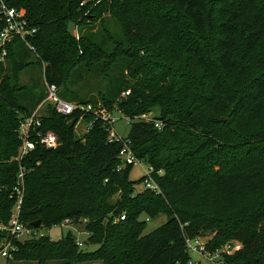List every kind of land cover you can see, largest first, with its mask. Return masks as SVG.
<instances>
[{
	"label": "trees",
	"instance_id": "16d2710c",
	"mask_svg": "<svg viewBox=\"0 0 264 264\" xmlns=\"http://www.w3.org/2000/svg\"><path fill=\"white\" fill-rule=\"evenodd\" d=\"M82 1L9 0L26 10L37 31L29 38L35 52L15 37L0 60V226L10 222L22 164L29 171L21 221L35 227L41 219L36 228L50 229L67 218L86 220V241L99 246L81 250L71 231L57 241L15 239L13 259L188 264L187 238L210 231V250L232 240L242 244L224 264H264V0ZM111 19L119 34L110 30ZM31 54L46 80L61 88L78 65L96 67L108 88L89 101L94 106L101 102L130 117L158 111L161 129L136 120L127 138L154 168L160 192L136 191L134 165L117 170L123 144L108 141L102 119L78 136L82 115L52 106L39 130L54 131L61 144L54 149L38 142L24 160L14 159L21 121L45 99L38 85L28 90L20 79ZM245 193L252 203L241 206ZM160 214L167 221L144 235L148 220ZM4 236L0 230V242Z\"/></svg>",
	"mask_w": 264,
	"mask_h": 264
},
{
	"label": "built area",
	"instance_id": "2783aa9c",
	"mask_svg": "<svg viewBox=\"0 0 264 264\" xmlns=\"http://www.w3.org/2000/svg\"><path fill=\"white\" fill-rule=\"evenodd\" d=\"M90 0H83L81 6L87 4ZM99 0L96 1V3ZM0 18L4 23V27L0 30V47L3 48L2 57L0 60H4L7 54V45L15 38L20 37L26 44V46L35 52V47L30 43L29 38L37 31L36 28L31 27L28 19L27 13L24 8H17L9 4V0H0ZM75 35L79 39V28L75 25ZM46 85V101L52 105V107L60 114L71 115L76 112L82 116L75 122L76 133L78 136H84L92 127V124L97 119H102L108 128L109 135L108 141H120L122 142V148L119 152L120 164L117 167L118 171L125 170L130 165L142 164L143 160L139 159L131 149V141L127 137L120 136L115 127L114 123L116 117L114 115L115 111L121 110L117 107L114 110L107 109L103 103H98L94 106L90 102H74L72 100L64 99L60 96L61 87L55 83H50L45 80ZM130 94V90L123 92L122 96L126 97ZM92 114L94 119L91 121H86L84 119L85 114ZM126 116V115H125ZM136 120H145L148 122H154L156 127L162 128L163 122L156 119L152 113L143 114L141 116L130 117L126 116L127 123H131ZM82 121H86L82 132L78 131V126ZM42 124V117L37 115V112H33L31 115L25 116L21 121L19 128V136L22 144L19 148L18 155L14 158L15 160L21 162L24 160L36 147L37 143L43 144L46 148H57L61 142L58 135L54 131L41 132L39 127ZM27 168L20 164L19 173L17 175V182L13 189V194L15 198V205L12 209V216L8 224H3L0 226V230L5 233L2 241L0 242V259H9L13 257L14 251L17 250L14 240H27L32 238H37L44 235L40 229L36 227H30L26 225L20 219L21 206L24 199L25 193V174L28 172ZM161 173V172H160ZM154 168L147 164L144 167V185L150 189H154L156 192H160V188L154 179ZM125 218V215L120 217L121 220ZM70 223H74L72 218H67L60 224L61 227L67 226ZM209 237L200 236L195 238H187V250L191 256V252H196L200 254L204 259L212 262L213 264H224V258L226 255H231L235 253L242 247L241 242L232 240L221 247L210 250L207 247ZM79 245H83V242L77 241ZM179 264V263H177ZM188 264H198L191 256L188 260Z\"/></svg>",
	"mask_w": 264,
	"mask_h": 264
},
{
	"label": "rangeland",
	"instance_id": "374dc122",
	"mask_svg": "<svg viewBox=\"0 0 264 264\" xmlns=\"http://www.w3.org/2000/svg\"><path fill=\"white\" fill-rule=\"evenodd\" d=\"M75 25L72 24L70 26V29L75 34ZM109 28L112 32L119 34L120 33V27L118 25L117 20H110L109 22ZM98 29V26L95 28V30ZM30 60L33 62L26 70H24L21 73V81L24 84H27L28 90L31 89L33 83L35 85L39 86V89H37V94L44 92L45 99L41 108V111L37 113L38 116H45L47 113V109L49 106H52L46 101V85H44V73L42 71V67L37 62V58L31 54ZM118 70V66L114 67L113 74ZM108 86V78L105 77L101 72L97 70L96 67L91 68L90 70L86 69L85 67H81V65H78L75 67V69L70 74L67 82L63 87L61 88L60 96L67 100H72L74 102H91V100L99 99L100 93H103L107 91ZM29 108L31 107L30 104H26ZM153 116H156L158 113L157 110L154 112H151ZM114 115L116 117V121L114 123V127L117 131V133L122 137H127L129 135L132 122L127 123L126 116L120 112L115 111ZM134 122V121H133ZM86 121H82L78 126V131L82 132L83 128L85 126ZM147 166V163L144 161L142 164H136L133 166L131 172H130V179L133 181H136V191H142L145 189H150L148 187H145L143 182H139V180L144 176V167ZM154 190V189H151ZM155 191V190H154ZM250 196L245 193V195L242 196V198L238 199V202L240 205L248 204L250 201ZM252 203V201H250ZM144 218V216H142ZM86 220L82 221V223H70L67 226L61 227L60 225L53 226L50 229L42 228L40 231L46 235L50 236L51 240L57 241L64 237L69 231H71L75 236L77 237V241L83 242V245L80 246L81 250L85 251H94L98 248V244H91L87 243V239L89 237L88 231L84 228V222ZM167 221V216L165 214H160L157 218L148 220L147 227L144 230V235L152 232L156 228H158L160 225L165 223ZM203 235L212 237V233L210 231H207ZM191 256L198 264H213L212 262L204 259L200 254L196 252H191ZM63 261L61 259H46L43 261H39L38 259H30V260H14L13 257L8 259H0V264H61ZM102 262L100 260L98 261H91V262H84L80 264H101Z\"/></svg>",
	"mask_w": 264,
	"mask_h": 264
},
{
	"label": "crops",
	"instance_id": "0c3cea01",
	"mask_svg": "<svg viewBox=\"0 0 264 264\" xmlns=\"http://www.w3.org/2000/svg\"><path fill=\"white\" fill-rule=\"evenodd\" d=\"M26 70V69H25ZM42 71H43V73H44V70H43V68H42ZM23 72V71H22ZM20 79H21V75H20ZM45 80H46V78H45V74H44V85H45ZM22 82V81H21ZM33 85H34V83H33ZM43 102H44V100L38 105V106H36V108L34 109V112H39V111H41V108H42V105H43Z\"/></svg>",
	"mask_w": 264,
	"mask_h": 264
},
{
	"label": "water",
	"instance_id": "95a60500",
	"mask_svg": "<svg viewBox=\"0 0 264 264\" xmlns=\"http://www.w3.org/2000/svg\"><path fill=\"white\" fill-rule=\"evenodd\" d=\"M69 124H70L71 126H73V125L75 124V119H72V120L70 121ZM40 224H41V219H39V220L33 222V225H34L35 227H38Z\"/></svg>",
	"mask_w": 264,
	"mask_h": 264
}]
</instances>
